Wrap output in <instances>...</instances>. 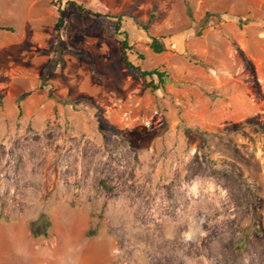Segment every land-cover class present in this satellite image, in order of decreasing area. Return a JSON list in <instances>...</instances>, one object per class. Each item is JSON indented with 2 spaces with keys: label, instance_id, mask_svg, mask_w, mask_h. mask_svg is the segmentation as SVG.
I'll list each match as a JSON object with an SVG mask.
<instances>
[{
  "label": "rangeland",
  "instance_id": "1",
  "mask_svg": "<svg viewBox=\"0 0 264 264\" xmlns=\"http://www.w3.org/2000/svg\"><path fill=\"white\" fill-rule=\"evenodd\" d=\"M0 26V264H264V0H0Z\"/></svg>",
  "mask_w": 264,
  "mask_h": 264
},
{
  "label": "trees",
  "instance_id": "2",
  "mask_svg": "<svg viewBox=\"0 0 264 264\" xmlns=\"http://www.w3.org/2000/svg\"><path fill=\"white\" fill-rule=\"evenodd\" d=\"M71 4L79 14L82 16H89L92 14V11L89 9H86L83 5L70 2ZM124 15H118L114 16L113 18L116 19V31L120 34H125V32L122 31L123 28V18ZM148 24L141 25L145 30L148 28ZM64 26V20L62 17L58 20V27L61 28ZM0 31H13L11 27H3L0 26ZM151 50L156 54H161L166 52L167 48L165 45L157 38L153 37L152 42L150 44ZM122 50H123V56L122 61L125 63L126 68L131 72L134 79H137L139 76H141L144 80L150 79V81L147 83V87L152 91L155 92L165 85L166 81L169 79V73L164 68H155L151 70H144L141 66L136 65L134 62L130 60V55L135 56L136 59L144 60V56L141 53H138L134 50V48L129 44L128 37L126 35V38L122 42ZM32 233L35 237H48L49 236V230L51 228V223L49 220V217L47 215H42L39 220L32 222L31 224Z\"/></svg>",
  "mask_w": 264,
  "mask_h": 264
}]
</instances>
